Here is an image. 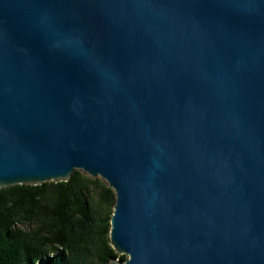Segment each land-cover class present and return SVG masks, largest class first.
<instances>
[{"label":"water","instance_id":"water-1","mask_svg":"<svg viewBox=\"0 0 264 264\" xmlns=\"http://www.w3.org/2000/svg\"><path fill=\"white\" fill-rule=\"evenodd\" d=\"M74 171L109 264H264V0H0V189Z\"/></svg>","mask_w":264,"mask_h":264},{"label":"trees","instance_id":"trees-1","mask_svg":"<svg viewBox=\"0 0 264 264\" xmlns=\"http://www.w3.org/2000/svg\"><path fill=\"white\" fill-rule=\"evenodd\" d=\"M114 194L74 171L67 182L0 189V264L123 262L109 245Z\"/></svg>","mask_w":264,"mask_h":264},{"label":"rangeland","instance_id":"rangeland-1","mask_svg":"<svg viewBox=\"0 0 264 264\" xmlns=\"http://www.w3.org/2000/svg\"><path fill=\"white\" fill-rule=\"evenodd\" d=\"M80 172V171H79ZM81 173V172H80ZM82 174V173H81ZM96 179H98V178H96ZM98 180H100V179H98ZM101 181V180H100ZM102 183H103V181H101Z\"/></svg>","mask_w":264,"mask_h":264}]
</instances>
